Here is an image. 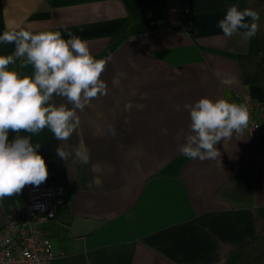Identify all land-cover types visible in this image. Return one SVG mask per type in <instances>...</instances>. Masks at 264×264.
<instances>
[{"label":"crops","instance_id":"0c3cea01","mask_svg":"<svg viewBox=\"0 0 264 264\" xmlns=\"http://www.w3.org/2000/svg\"><path fill=\"white\" fill-rule=\"evenodd\" d=\"M185 1L189 23L179 28L153 23L164 15L163 0H0V35L22 28L67 40L71 33L107 60V94L77 110L70 139L57 140L48 128L9 132V142L30 136L41 145L43 183L62 199L56 216L40 223L55 252L48 264H228L255 235L264 212V141L234 133L215 146L220 157L200 160L180 152L178 136L183 144L191 134L185 104L228 102L242 91L264 100L252 82L263 44L257 34L244 39V29L228 38L218 27L230 6L251 9L247 0ZM14 52V44L0 43V55ZM25 59L9 70L34 76ZM52 103L72 107L63 97ZM81 143L87 164L75 157ZM58 148L72 155L61 159ZM24 194L0 199V230Z\"/></svg>","mask_w":264,"mask_h":264},{"label":"clouds","instance_id":"9594fccd","mask_svg":"<svg viewBox=\"0 0 264 264\" xmlns=\"http://www.w3.org/2000/svg\"><path fill=\"white\" fill-rule=\"evenodd\" d=\"M258 20L256 11H241L232 5L218 27L228 38L244 29L242 37L250 39L257 33ZM69 36L66 40L59 31L33 33L22 28L0 35V43L15 45L13 54L0 55V199L20 193L26 185L39 186L49 175L38 152L41 145H34L30 136H17L9 142L10 131L38 134L48 128L57 140L67 141L80 123L77 110L83 111L91 100L107 94V84L101 79L107 60L95 59L86 41L71 33ZM18 58H26L24 62L33 66L34 76L21 77L9 70ZM54 96L65 98L72 107L53 104ZM184 108L189 111L191 134L183 144H179L178 136V145L183 155L193 159L220 157L217 143L240 133L250 119L246 105L224 99L204 97ZM56 154L64 160L72 155L62 148ZM75 157L89 162V150L83 143L75 149ZM97 169L94 165L93 170ZM94 183H101L99 177Z\"/></svg>","mask_w":264,"mask_h":264},{"label":"built area","instance_id":"2783aa9c","mask_svg":"<svg viewBox=\"0 0 264 264\" xmlns=\"http://www.w3.org/2000/svg\"><path fill=\"white\" fill-rule=\"evenodd\" d=\"M164 15L153 19L161 26L186 28L191 9L185 0H163ZM229 103L244 104L250 119L241 132L257 141H264V101L250 92H237ZM21 205L5 213V225L0 230V264H48L55 255L52 242L41 228V221L54 218L62 201L52 186L26 185Z\"/></svg>","mask_w":264,"mask_h":264},{"label":"trees","instance_id":"16d2710c","mask_svg":"<svg viewBox=\"0 0 264 264\" xmlns=\"http://www.w3.org/2000/svg\"><path fill=\"white\" fill-rule=\"evenodd\" d=\"M252 10L259 15L257 35L261 39L262 57L254 72L252 82L264 89V0H247ZM261 99V98H260ZM263 100V99H261ZM264 101V100H263ZM255 235L241 244L233 258L239 264H264V212H258L255 218ZM185 264H215L213 262H190Z\"/></svg>","mask_w":264,"mask_h":264},{"label":"rangeland","instance_id":"374dc122","mask_svg":"<svg viewBox=\"0 0 264 264\" xmlns=\"http://www.w3.org/2000/svg\"><path fill=\"white\" fill-rule=\"evenodd\" d=\"M228 264H239V263H237V261H236L234 258H232V259L229 261Z\"/></svg>","mask_w":264,"mask_h":264},{"label":"water","instance_id":"95a60500","mask_svg":"<svg viewBox=\"0 0 264 264\" xmlns=\"http://www.w3.org/2000/svg\"><path fill=\"white\" fill-rule=\"evenodd\" d=\"M97 222L100 223L101 221L98 220Z\"/></svg>","mask_w":264,"mask_h":264}]
</instances>
